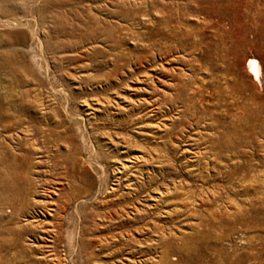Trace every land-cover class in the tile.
Returning <instances> with one entry per match:
<instances>
[{
  "label": "rangeland",
  "instance_id": "374dc122",
  "mask_svg": "<svg viewBox=\"0 0 264 264\" xmlns=\"http://www.w3.org/2000/svg\"><path fill=\"white\" fill-rule=\"evenodd\" d=\"M0 4V264H264V0Z\"/></svg>",
  "mask_w": 264,
  "mask_h": 264
},
{
  "label": "bare ground",
  "instance_id": "6f19581e",
  "mask_svg": "<svg viewBox=\"0 0 264 264\" xmlns=\"http://www.w3.org/2000/svg\"><path fill=\"white\" fill-rule=\"evenodd\" d=\"M11 2V1H10ZM4 3V2H3ZM1 5H3V4H0V6ZM6 20V19H5ZM16 20V19H15ZM9 21V20H8ZM7 21V22H8ZM18 21V20H17ZM5 22V21H4ZM16 22V21H15ZM18 22H20V21H18ZM16 24V23H15ZM2 25V24H1ZM246 67L248 68V71L251 73V75H252V77H253V79L255 80V81H257L258 82V84H259V86L261 87V81H262V77H261V69H260V66H259V64H258V62H257V60L255 59V58H250L248 61H247V64H246ZM262 85H263V83H262ZM5 114V113H4ZM20 119V118H19ZM4 120V119H3ZM21 122V121H20ZM2 123H5L6 124V122L4 121V122H2V121H0V132H8V126L7 125H5V124H2ZM9 123H10V121H9ZM8 123V124H9ZM13 123H11V125H12ZM21 124V123H20ZM10 125V124H9ZM14 126V125H13ZM10 128V127H9ZM12 128V127H11ZM1 160V159H0ZM0 163L1 164H3L4 162H1L0 161ZM83 198V197H82ZM116 253V252H115Z\"/></svg>",
  "mask_w": 264,
  "mask_h": 264
}]
</instances>
